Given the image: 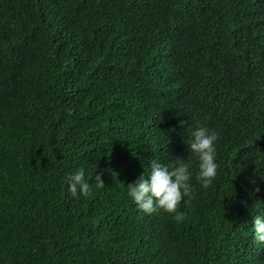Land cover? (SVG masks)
I'll return each mask as SVG.
<instances>
[{
	"label": "trees",
	"instance_id": "obj_1",
	"mask_svg": "<svg viewBox=\"0 0 264 264\" xmlns=\"http://www.w3.org/2000/svg\"><path fill=\"white\" fill-rule=\"evenodd\" d=\"M196 126L219 137L206 189ZM175 158L183 219L142 212L126 186ZM257 214L264 0H0V264H264Z\"/></svg>",
	"mask_w": 264,
	"mask_h": 264
},
{
	"label": "clouds",
	"instance_id": "obj_2",
	"mask_svg": "<svg viewBox=\"0 0 264 264\" xmlns=\"http://www.w3.org/2000/svg\"><path fill=\"white\" fill-rule=\"evenodd\" d=\"M216 131L206 126H196L189 133L187 139L188 151L196 160L197 171L195 179L202 188H208L217 176L218 163L216 146L218 142ZM189 165L184 159L162 163L151 160L147 172L129 183L127 195L133 204L146 214L160 209L165 213H174L176 221L183 219V212H178L177 207L184 197L191 198L188 184L190 173ZM97 187L102 186L100 174L95 175ZM67 191L72 197L87 196L90 184L85 179V168L77 167L66 177ZM255 239L264 243V214H257L251 218Z\"/></svg>",
	"mask_w": 264,
	"mask_h": 264
}]
</instances>
